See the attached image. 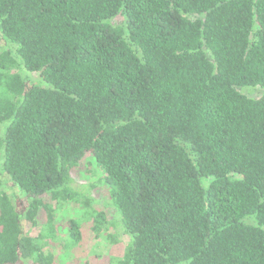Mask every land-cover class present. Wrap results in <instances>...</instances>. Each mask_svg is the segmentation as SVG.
<instances>
[{
  "label": "trees",
  "instance_id": "16d2710c",
  "mask_svg": "<svg viewBox=\"0 0 264 264\" xmlns=\"http://www.w3.org/2000/svg\"><path fill=\"white\" fill-rule=\"evenodd\" d=\"M0 41V264H56L69 202L65 258L83 220L128 238L116 264H264V0H0ZM86 157L110 220L71 187Z\"/></svg>",
  "mask_w": 264,
  "mask_h": 264
},
{
  "label": "rangeland",
  "instance_id": "374dc122",
  "mask_svg": "<svg viewBox=\"0 0 264 264\" xmlns=\"http://www.w3.org/2000/svg\"><path fill=\"white\" fill-rule=\"evenodd\" d=\"M114 26H121V18H116L112 22ZM10 49L12 47L6 46L0 41V52ZM25 82L27 86L31 84L38 83L39 77L36 74L29 73L24 70L23 67L16 68L15 70ZM241 92L248 96L249 98H259L262 91L259 88H246L241 90ZM1 134V127H0ZM1 152H0V165H1ZM73 191L84 192L88 195L91 200V207L97 212H104L106 219H112V210L109 204V194L110 190L105 182L102 180L101 172L92 164V160L86 157L82 160L78 167L73 171L72 174ZM2 191L11 197L15 207L23 212L27 207L29 200L24 199L23 195L20 193L18 188L14 186L11 182L3 178ZM43 202L50 203L49 197L44 198ZM75 209L80 213L83 208L75 202L66 203L60 210L59 216L57 217V239L58 243H51V249L56 251L57 258L55 260L56 264H116L117 260H120L126 250L128 244V238L122 234L120 228L115 224L107 228L105 234L97 239L94 236L93 231L89 228L88 223L80 220L81 222V243L78 245V254L66 255L63 257L62 252L64 251L60 244H64L66 240V235L68 232V220L71 218H78L79 213H75ZM74 213V214H73ZM44 215L41 212L37 219L38 226L44 223ZM81 219V218H80ZM25 224V222H24ZM25 231H28L30 236H35L40 231V228H30L27 226ZM32 264V263H31Z\"/></svg>",
  "mask_w": 264,
  "mask_h": 264
}]
</instances>
